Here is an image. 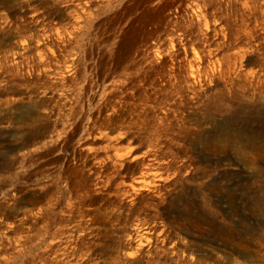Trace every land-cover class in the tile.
Returning a JSON list of instances; mask_svg holds the SVG:
<instances>
[{
	"label": "rangeland",
	"instance_id": "374dc122",
	"mask_svg": "<svg viewBox=\"0 0 264 264\" xmlns=\"http://www.w3.org/2000/svg\"><path fill=\"white\" fill-rule=\"evenodd\" d=\"M28 1L0 0V157L19 127L7 119L19 116L22 78L35 70L38 49L55 50L42 80L55 82V209H9L0 221V264H264V83L257 78L264 68V0ZM82 11V27L74 30L73 16ZM178 25L193 30L204 76L214 69L223 78L214 90L232 99L214 128L201 125L215 134L212 162L202 143H192L193 83L176 46L186 38ZM23 41L27 49L19 51ZM167 97L171 106L163 103ZM109 100L125 116L119 146L137 139L151 163L171 174L160 193H151L154 206L173 204L170 216L149 206L140 219L150 221L139 226L122 213L123 186L110 189L105 205L90 206L64 178L84 162L99 167L108 154L110 141L98 139L93 122ZM19 171L11 184L0 178V209L18 193ZM187 203L190 214L173 218ZM45 230L51 235L37 236ZM135 234L152 241L128 256Z\"/></svg>",
	"mask_w": 264,
	"mask_h": 264
},
{
	"label": "bare ground",
	"instance_id": "6f19581e",
	"mask_svg": "<svg viewBox=\"0 0 264 264\" xmlns=\"http://www.w3.org/2000/svg\"><path fill=\"white\" fill-rule=\"evenodd\" d=\"M28 3H30V0ZM89 3V0H85V5ZM40 6L44 9L43 5ZM28 10L31 11V8H28ZM39 11V8H37L33 16L39 15ZM42 12V14H46L44 10ZM82 12H76L75 16H73L74 30L82 27V14H86L85 11ZM177 28L186 37L178 41L176 46L183 47L185 60L188 63V77L193 83L190 98L195 101V104L190 116H194L191 119H196L197 121H194L197 131L192 143H202L210 155L207 158V162H212L210 157L215 153L217 144L215 134L214 132L203 131L201 125L207 126V129H212L217 124L218 116L230 111L232 99L227 97L222 91L214 90V87L223 80V78L217 76L214 69H212V75L204 76L203 70L207 69V66L198 63L200 61V51L196 46V38H191L193 30L181 25H178ZM173 42L175 41L173 40ZM37 43L38 45H43L45 44V39H38ZM17 49L26 51V41L19 42ZM48 51L55 57V50L48 49ZM49 53L41 49L36 51L35 70L28 71V75L22 78V92L17 98L19 106L16 108L19 111V116L13 117L10 115L7 119V122L15 121V123H18L19 127L8 134L7 150L2 155L4 158L0 157V178L3 177V180L8 178L9 183L7 184H11L15 174L18 173L16 170L19 168L22 182L19 185L18 193L9 198L6 205L1 207L0 221L6 219L9 209L18 207L20 204L24 208L28 206L39 207L40 210H45L46 212L55 209V172L50 171L51 168H55V158H51V153H55V98L54 92L50 91L55 88V82L50 84L42 81L43 75H46L51 70ZM190 55L192 56L191 58H189ZM235 59H239V55H236ZM219 69L222 70L221 68ZM262 72L257 78L259 84L262 83L263 85L264 68ZM215 73L216 76L214 75ZM249 74L253 77L256 76L255 72H250ZM41 94L44 95L42 96ZM231 97L233 98V96ZM163 103L171 106L169 97ZM237 106V104L232 105L231 110H236ZM43 109H45V115L41 113ZM261 111H264V107L261 108ZM10 113H13V109H11ZM208 114H212V116ZM124 118L125 116L119 106L110 100L102 107H99L93 123L98 125V129H101L97 135L98 139L107 137L110 141L104 146L108 154L98 161L99 167L88 166L84 162L82 168L66 170L63 172V176L73 190L81 193V196L83 195L86 204L90 206L97 203L105 205L108 202L106 196L109 195L110 189L116 183L123 186L126 203L121 208L125 220L139 221V226H145L150 219H145L142 222L140 218L144 215L146 207L154 206L151 201V193H160L163 184L171 179V174L168 171L158 170L151 163L149 158L151 157V151L146 150L145 145L139 144L137 139H129L127 146H119V140L123 139L120 123L124 121ZM90 120L92 119L90 118ZM233 120L236 122L237 117H234ZM233 120L232 122H234ZM16 155L22 156L17 160ZM3 196L6 199L8 198V194ZM172 205L171 203L170 206H160L159 208L157 205V207H154L156 210L170 216L172 214ZM190 206L191 204L187 203L185 209L181 208L179 214L173 216V218L190 214ZM25 213L27 214L28 210H25ZM160 216L161 214L158 217ZM46 222L55 224V221H51L50 216H48ZM178 224L181 225L180 222ZM45 235L51 234L46 230L37 234L38 237ZM150 241L152 239L144 234L132 235L128 240V256L140 255L145 248V242ZM163 242H165L164 239ZM52 247L53 244L49 246V251H53L54 248ZM65 255L63 253L61 256ZM59 257L56 256V259Z\"/></svg>",
	"mask_w": 264,
	"mask_h": 264
}]
</instances>
